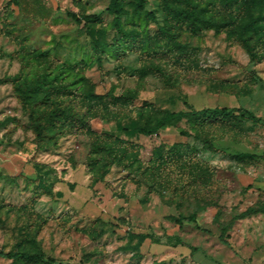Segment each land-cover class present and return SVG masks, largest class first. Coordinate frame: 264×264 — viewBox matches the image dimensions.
<instances>
[{
  "label": "rangeland",
  "instance_id": "374dc122",
  "mask_svg": "<svg viewBox=\"0 0 264 264\" xmlns=\"http://www.w3.org/2000/svg\"><path fill=\"white\" fill-rule=\"evenodd\" d=\"M110 1L45 0L54 13L41 19L0 0V250H41L54 260L44 264H264V212L242 215L264 204V42L255 60L233 31L179 30L175 45L163 48L156 23L170 19L161 0H147L138 13L137 0H122L132 46L117 48L113 15L104 13L96 26L116 49L99 61L68 13L99 14ZM56 67L64 84L80 81L73 105L88 127H53L39 143L32 105L23 104L13 77ZM186 103L241 107L262 121H211L200 137L185 119L153 136L137 131ZM112 137L138 144L133 164L120 152H94L96 140ZM176 143L197 154L160 166L152 184L145 171L154 153ZM192 213L197 224L177 222ZM223 228L229 245L220 240ZM0 264L14 263L0 257Z\"/></svg>",
  "mask_w": 264,
  "mask_h": 264
},
{
  "label": "trees",
  "instance_id": "16d2710c",
  "mask_svg": "<svg viewBox=\"0 0 264 264\" xmlns=\"http://www.w3.org/2000/svg\"><path fill=\"white\" fill-rule=\"evenodd\" d=\"M16 5L27 15H34L41 19L50 18L54 10L48 6L45 0H13ZM147 3V0H137L135 12L142 11ZM211 6V7H210ZM161 7L167 14L170 22L165 24L156 23L157 29L155 35L164 39L163 48H169L170 43L177 42V32L179 30H187L197 35L203 29H214L216 32L235 33L236 41L241 44L251 59L258 58V48L264 42V0H221V7L225 10L216 11L215 0H210L209 3L200 7V2L196 0H161ZM222 9V10H223ZM123 5L122 0H111L105 10L99 14H84L78 15L69 12L68 14L79 24L85 28L87 36L91 40L93 50L97 52V59L103 60V57L110 54L113 48L105 42V32L97 28V24L103 21V14L108 13L113 15V27L120 34L119 45L117 48H122L128 44L127 41L130 35L123 29ZM149 16L154 20V15L150 12ZM116 49V48H115ZM154 70L161 72V69L154 67ZM65 78L61 76V68H48L43 74H39L32 79L22 76L13 77L16 84V90L22 98L23 104L30 107V121L36 134V139L42 142L49 131L53 127L60 129L75 124L86 125L88 119L82 115L73 102L79 95L80 85L73 87L74 84L80 81H70L63 83ZM36 100L35 103L33 101ZM39 102L42 106L37 107ZM187 110H163L154 117L147 119L142 125L138 126L137 131L146 136H153L168 126H174L182 120L190 123L195 130V136L200 137V130L211 121L226 122L228 124H238L242 118H252L256 121L262 119L256 117L251 111L244 108H228V107H205L196 109L192 105L186 103ZM264 123V120L262 121ZM88 127V126H87ZM107 139V138H106ZM96 140L94 143V152L99 153L104 150L108 154H118L120 152L121 160L127 161V166L133 164L137 159L138 144L122 139H107ZM205 147H209L212 141L204 139ZM117 149L119 151H117ZM195 148L183 143H176L166 148L160 146L154 153L155 165L153 169H148L145 174L152 179V184L155 177L158 175V168H163L170 160L174 162L186 161L191 155L197 154ZM194 152V153H193ZM245 157H254L249 153H244ZM116 157V156H114ZM129 160V161H128ZM129 164V165H128ZM264 212V204L258 207H250L242 213V215ZM177 222H193L197 224L196 213H192L186 217L177 218ZM226 228H223L220 240L229 245L224 238ZM149 235L143 234L142 237ZM178 244H182L177 240ZM0 257L11 260L14 264H44L54 262L50 257H46L41 250L17 249L11 251L0 250Z\"/></svg>",
  "mask_w": 264,
  "mask_h": 264
}]
</instances>
